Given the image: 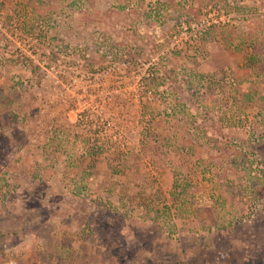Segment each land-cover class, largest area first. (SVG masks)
I'll list each match as a JSON object with an SVG mask.
<instances>
[{
    "label": "rangeland",
    "instance_id": "rangeland-1",
    "mask_svg": "<svg viewBox=\"0 0 264 264\" xmlns=\"http://www.w3.org/2000/svg\"><path fill=\"white\" fill-rule=\"evenodd\" d=\"M0 264H264V0H0Z\"/></svg>",
    "mask_w": 264,
    "mask_h": 264
},
{
    "label": "trees",
    "instance_id": "trees-1",
    "mask_svg": "<svg viewBox=\"0 0 264 264\" xmlns=\"http://www.w3.org/2000/svg\"><path fill=\"white\" fill-rule=\"evenodd\" d=\"M252 99H254L252 95H250V96H249V95H245V97H244V100H245L247 103L252 102ZM89 147H90V148H89L88 152H90L92 155H94L95 159L97 158V155L101 154V151H102V149H103L101 146L97 145L96 142H94V141L92 142V144H90ZM181 148L184 149L185 146L183 145V146H181ZM185 149H186L187 151L191 152V153H192V151H193V150H188L187 147H186ZM190 149H192V148H190ZM91 150H92V151H91Z\"/></svg>",
    "mask_w": 264,
    "mask_h": 264
}]
</instances>
